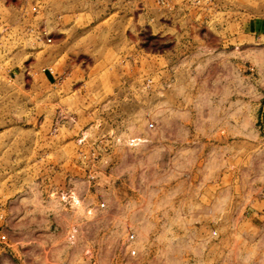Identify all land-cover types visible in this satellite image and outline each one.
<instances>
[{
  "label": "rangeland",
  "instance_id": "rangeland-1",
  "mask_svg": "<svg viewBox=\"0 0 264 264\" xmlns=\"http://www.w3.org/2000/svg\"><path fill=\"white\" fill-rule=\"evenodd\" d=\"M0 264H264V0H0Z\"/></svg>",
  "mask_w": 264,
  "mask_h": 264
}]
</instances>
